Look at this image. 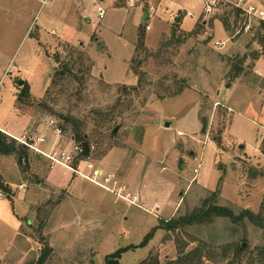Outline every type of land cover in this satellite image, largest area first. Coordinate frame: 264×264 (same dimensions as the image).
Returning a JSON list of instances; mask_svg holds the SVG:
<instances>
[{"label":"rangeland","instance_id":"rangeland-1","mask_svg":"<svg viewBox=\"0 0 264 264\" xmlns=\"http://www.w3.org/2000/svg\"><path fill=\"white\" fill-rule=\"evenodd\" d=\"M42 1L0 0V127L19 138L41 117L62 124L42 105L80 118L92 110L121 112L109 126L117 127L116 137L91 139L92 152H99L91 160L113 177L115 188L124 187L137 200L124 201L30 150L25 169L14 155L0 156V176L11 195L3 192L0 201V264H105L124 248L118 264H155L156 258L169 264L177 259L178 242L187 250L201 239L215 246L242 242L250 252L262 245L261 230L217 219L177 235L158 229L145 247H137L162 222L192 212L212 193L214 205L235 215L249 210L264 217L260 22L234 17L239 0H220L208 19L198 0H98L78 9L74 0H48L41 7ZM244 3L264 10V0ZM60 25L71 35H60ZM162 47L161 58L153 56ZM66 65L82 70L81 83H64L47 98L53 75ZM137 66L152 86L125 95L121 87L137 85ZM181 79L180 94L156 97L164 87L176 91ZM57 140L61 147L70 141L68 134ZM52 144L50 139L41 149L49 152ZM228 256L220 264H229Z\"/></svg>","mask_w":264,"mask_h":264},{"label":"trees","instance_id":"trees-1","mask_svg":"<svg viewBox=\"0 0 264 264\" xmlns=\"http://www.w3.org/2000/svg\"><path fill=\"white\" fill-rule=\"evenodd\" d=\"M235 18L238 17L239 13H237L236 9L233 12ZM224 26L227 27V22L221 20ZM203 23V22H202ZM203 24H201L202 26ZM262 31H264V22H260ZM258 36L260 38V31L258 32ZM142 42L140 43V47L143 46ZM165 47L160 48L155 53L156 58L160 57ZM149 54V53H148ZM149 56H151L149 54ZM80 64L83 62V57L79 55ZM79 64V65H80ZM75 67L65 66L62 70H59L53 75L51 80V85L47 90L46 97L50 98L53 94H55V90L64 86V83L68 86L71 85L72 81H77L81 83L82 77L79 78L78 76L82 73V70H77L75 72ZM91 69V66L88 65V71ZM134 74L137 77V85L131 87H121L122 93L125 95L130 93H137L139 89L143 90L145 86H152V84L147 82V74L144 71L139 69V66L133 69ZM236 72H240V68L236 67ZM176 83L178 89L174 92L170 90L169 87L162 88L163 94H159L156 92V97L158 99L174 97L180 94L183 91L184 80H177ZM179 84V85H178ZM67 86V87H68ZM26 89V85L23 87V90ZM62 90V89H61ZM61 90L59 92H61ZM57 94V93H56ZM80 94V93H79ZM119 103H122V100ZM44 110H48V112L54 116H56L62 124H57L62 132V136L69 135V139L71 140L72 144L80 146L83 150L81 155L82 158L88 159H95V155L98 156L99 152L94 151L95 146L91 144V139L95 138H107L113 139L116 137V134L113 133V126L109 127L111 122L118 119L117 117L120 116V113L115 111H111L109 109L105 110H92L88 113L87 116H82L81 118L75 116L71 113H58L49 109L46 105H42ZM201 129L200 132L202 134L205 133L206 129V120H200ZM218 144L220 141L218 140ZM94 146V147H93ZM28 152L29 149L18 143L15 139L7 136L3 132L0 131V156H10L14 155L17 159V163L22 166V169H25L28 164ZM0 191L7 194V197L10 199V191L9 188L3 184V180L0 176ZM216 193H212L210 197L203 199L200 205L195 208L192 212L181 216L176 219H172L169 221H164L161 223L159 228L152 230L149 234H147L143 240V242L138 245V248H143L146 246L147 242L151 239L153 234L156 230L162 229L166 231L168 234L172 233L176 235L186 230V228H197V227H209L212 226L217 219H225L230 221L231 224L236 225L238 223H248L253 227L261 230L264 234V217L261 215H255L249 210H242L238 215H235L227 208H223L220 206H216ZM264 240V237H263ZM192 242V241H191ZM195 240L193 239V242ZM188 245L178 242L177 243V259L174 261L169 262V264H220L224 263L228 260V255L232 253L233 264H241L243 259H246V264H264V243L262 245L257 246L253 251H249L247 247H244L242 242L236 243V245L232 246L230 244H226L223 246H215L213 243H209L204 240H198L197 244L190 250H187ZM134 249L135 247L132 246L130 249ZM128 248L119 249L113 254L107 256L105 258V264H118V260L122 253L127 251ZM149 261V260H148ZM148 261H145L142 264H149ZM157 264V258L154 260ZM229 264H232V263ZM41 264V261H38Z\"/></svg>","mask_w":264,"mask_h":264},{"label":"built area","instance_id":"built-area-1","mask_svg":"<svg viewBox=\"0 0 264 264\" xmlns=\"http://www.w3.org/2000/svg\"><path fill=\"white\" fill-rule=\"evenodd\" d=\"M48 0H43L41 2V7L45 5ZM202 4L201 15L203 19H208L214 16L215 12L218 10V7L221 2L220 0H198ZM224 1V0H223ZM227 3V2H226ZM237 13L243 14L248 18V20H257L258 22H264V10L256 4H245L244 0H239L234 5ZM189 16H192V13H187ZM98 16L102 18L104 16L103 11H99ZM150 28L145 27V30L148 31ZM246 31H249V27H245ZM264 99V96H263ZM1 104V101H0ZM47 120V128L53 131V135L58 138L62 137V132L57 126V123L54 119L44 118V121ZM181 135V133H178ZM18 143L26 146L30 151L35 154L45 157L52 165L56 164L67 171L72 175L80 177L110 193L116 194L118 197L124 201L134 204L137 200V196H132L130 199V194L126 193L125 188H115L117 182L113 180L111 175H105L103 170L94 163L91 159L82 158L81 155L83 150L80 146L72 144L71 140L63 147L57 146L58 140L53 142L49 152L42 150L41 148L48 144V135L46 133H41L36 137H32L28 133L23 134L20 138H13ZM194 161L197 162V168L193 170V174H197L199 163L196 158ZM125 193V195H123ZM4 193L0 191V201L3 199ZM158 207V206H156Z\"/></svg>","mask_w":264,"mask_h":264},{"label":"crops","instance_id":"crops-1","mask_svg":"<svg viewBox=\"0 0 264 264\" xmlns=\"http://www.w3.org/2000/svg\"><path fill=\"white\" fill-rule=\"evenodd\" d=\"M75 1V4H76V7H77V9L78 8H82L83 7V5H84V3H86V2H88V1H91L92 2V4L93 5H96L95 3H97L98 2V0H74ZM100 2H103V1H105V0H99ZM3 10V8L2 7H0V11H2ZM32 14H34V12L32 11L31 12ZM57 29L59 30L58 32H59V34L61 35H63V37H64V35H71V34H68V33H70V30L68 29V27H64V25H60V26H58L57 27ZM55 29L54 28H52V30L49 32V34H51L52 36H55L56 35V30L54 31ZM65 30V31H64ZM66 30H67V32H66ZM66 32V33H64V32ZM64 33V34H63ZM65 36V37H66ZM60 38H62V37H60ZM62 41H64L63 40V38H62ZM67 43H70V42H68V41H66ZM70 44H73V43H70ZM79 44L81 45L82 43L81 42H79ZM6 98H7V96H5ZM5 97H4V99H5ZM2 99H3V96H2ZM9 104V106H10V103H8ZM10 111V110H9ZM8 112V110H4V113L3 114H5V115H9V113L8 114H6ZM44 118L45 117H41L40 119H39V121L41 122L40 124H38L37 125V127H32V129H26V131L23 133V134H26V133H28L29 135L31 134V135H34V137H36V136H38L39 134H41V133H46L47 135H49V138H48V143H49V140L50 139H53V142H56L57 141V137L55 136V135H53L52 134V132H50V130H49V128H47L46 126H47V123L44 121ZM8 127H6L5 125H3V127H0V131L1 132H3L4 134H6L7 136H9V137H11V138H18V137H16L15 135H13L14 133L12 132V131H10L9 129H7ZM50 133V134H49ZM22 134V135H23ZM21 135V136H22ZM33 137V136H32ZM20 138V137H19ZM55 165V164H54ZM53 166V165H52ZM51 166V167H52ZM70 173V172H69ZM18 186V185H17ZM20 187V186H19Z\"/></svg>","mask_w":264,"mask_h":264},{"label":"water","instance_id":"water-1","mask_svg":"<svg viewBox=\"0 0 264 264\" xmlns=\"http://www.w3.org/2000/svg\"><path fill=\"white\" fill-rule=\"evenodd\" d=\"M148 19V16L145 14V16H144V18H143V21H146ZM179 22H180V19L179 18H176L175 20H174V23H176V24H179ZM16 84H17V86L18 87H21L23 84H24V81H22V80H18L17 82H16ZM165 127H168V124H165ZM117 132V127L116 128H114V130H113V133L115 134ZM243 148V146L242 145H239V149H242Z\"/></svg>","mask_w":264,"mask_h":264}]
</instances>
